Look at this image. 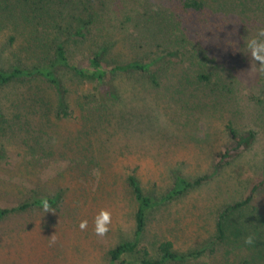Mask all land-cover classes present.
Returning <instances> with one entry per match:
<instances>
[{
  "label": "rangeland",
  "instance_id": "obj_1",
  "mask_svg": "<svg viewBox=\"0 0 264 264\" xmlns=\"http://www.w3.org/2000/svg\"><path fill=\"white\" fill-rule=\"evenodd\" d=\"M77 1L63 0L64 27L68 17L80 13L75 8ZM141 2V6L158 12L176 9L182 32L179 37L173 33L164 40H154V36L144 31L146 28L131 21L125 25V32L103 36L113 45L109 57L120 63L147 61L166 51H178L180 57L159 63L162 85L158 90L138 74L119 75L111 83V89L120 95L115 103H124L127 109L114 108L110 112L112 122L99 119L105 112L100 108L103 97L94 112L88 110L89 117L77 112L63 122V139L77 136L83 129L82 123L88 122L94 131L88 129L94 145L91 152L66 155L58 151L33 159L25 149L6 147V156L0 159V208L13 209L26 203L30 192L61 194L63 200L52 208L54 212L44 213L34 207L0 222V264H109L111 250L121 243L135 241L137 203L127 182L133 174L145 194L160 204L177 177L196 181L209 176L185 199L163 203L149 214L146 232L138 246L141 256L147 254L149 259H157L158 248L171 243L173 251L178 253L206 251L202 259L178 264H264V257L260 258L264 246V187L249 208L232 217L238 220L247 217L245 224L238 227L241 235L232 227L227 238L219 241L216 231L220 215L242 202L253 181L264 174V76L248 73L251 65L245 46L247 39L264 27V14L250 19L241 15V7L233 15L216 14L210 9L187 14L177 0ZM112 17L116 24L119 16ZM25 34L24 28L0 33L3 59L14 64H24L27 59L36 62L37 56L29 55L31 60L22 54ZM69 44L75 63L89 55L92 45L76 40H70ZM195 52L198 60L207 62L209 68L219 67L227 79L235 80L236 105L222 118L192 114L165 95L166 71H195L192 67ZM59 76L63 82L71 78L67 71H60ZM100 122L125 123L128 129L122 137H116L112 126H102ZM228 125L241 135L253 131L257 140L241 156L220 167L217 154L224 147L236 148L229 138ZM85 141L88 143L86 136ZM102 208L112 212V224L108 234L100 238L93 229L94 217ZM82 220L88 221L84 231L79 228ZM250 234L260 244L258 249L244 243ZM53 235L56 243L50 246Z\"/></svg>",
  "mask_w": 264,
  "mask_h": 264
},
{
  "label": "trees",
  "instance_id": "obj_2",
  "mask_svg": "<svg viewBox=\"0 0 264 264\" xmlns=\"http://www.w3.org/2000/svg\"><path fill=\"white\" fill-rule=\"evenodd\" d=\"M177 1L183 12L187 14L205 13L206 9H210L216 14L233 15L240 7L243 10L241 15L248 16L250 19L258 14H264V0ZM142 3L141 0H78L75 8L80 9V13L68 17L67 26L64 27L61 19L66 14L63 0H0V33H12L24 28L26 45L22 46V54L27 58H30L29 55L37 56L35 63H30L27 59L24 64H14L3 59L0 49V159L6 156L7 146L25 149L27 154L33 155V159L42 158L48 153L54 155L58 151L66 155L81 153L84 150L89 153L94 145L90 141L88 129L93 131V128L84 121L83 129L77 136L71 135L63 139L64 121L77 112L84 117H89L86 114L94 112L93 109L103 97L100 108L105 109V112L99 119L112 122L110 112L114 108L127 109L124 103L121 105L115 103L120 95L116 90L111 89V83L121 77L119 75L129 77L138 74L150 82L156 90L161 88L160 69L157 67L163 59L180 57L178 51H166L162 56L157 55L147 61L135 60L120 63L119 60L109 57L113 45L111 46L103 37L119 31L125 32V25L131 21L146 28L144 31L148 32L150 37L154 36V40H164L173 33L179 37L182 29L181 22L177 21L176 9L166 8V11L158 12L155 8L141 6ZM112 15L119 16L116 24ZM65 35L68 36L67 39ZM70 40L83 44L91 43L89 55L75 63ZM208 65L207 62L198 60L195 52L192 56V67L195 71L190 69L187 72L178 73L167 70L165 95L170 100L180 103L192 114L200 117L219 115L222 118L236 105L233 99L234 91H236L235 80L227 79L219 67L209 68ZM60 71H67L71 78L63 82L59 76ZM108 82L110 88L107 89ZM88 105L91 108H87ZM262 106L264 108V103ZM88 110L91 111L88 112ZM102 124L112 126L113 135L116 137H122L124 131L128 129L125 123ZM226 129L236 148L224 147L217 154L220 167L226 161L227 163L231 161L233 157L241 156L257 140V135L253 131L241 135L232 125H228ZM5 132H8L7 137H2ZM85 136L88 143L85 141ZM135 175L127 179L137 203L135 241L121 243L111 250L109 264H178L204 258L205 250L178 253L173 251L171 243H164L158 248V258L149 259L147 254L143 256L139 254L138 246L146 232L148 216L151 212L163 203L185 199L189 192L202 186L209 176L196 181L177 177L173 187L162 198V204H160V201H155L145 194ZM263 187L264 174H261L253 181L243 201L228 207L220 215L216 223L217 240L224 241L228 230L232 227L238 235H241L238 227L245 224L247 217L241 216L240 220L232 219V217L238 212H244L245 208H249L257 192ZM28 197L26 203L13 209L0 208V222L15 213L27 212L34 207L42 209V198L46 197L52 208L63 200L61 194L50 196L36 193L34 195L30 192ZM226 216L229 217L225 220ZM230 221L233 223L232 226ZM259 246L257 241L253 244L254 249H258ZM260 251L262 254L260 258H263L264 246Z\"/></svg>",
  "mask_w": 264,
  "mask_h": 264
},
{
  "label": "clouds",
  "instance_id": "obj_3",
  "mask_svg": "<svg viewBox=\"0 0 264 264\" xmlns=\"http://www.w3.org/2000/svg\"><path fill=\"white\" fill-rule=\"evenodd\" d=\"M245 46L250 58V70L248 73L254 77L264 76V27H259L255 36L247 39ZM41 208L44 213L54 212L48 199H41ZM112 224V212L108 209H101L94 217V229L95 236L103 238L110 231ZM88 221L82 220L79 224L81 231L87 229ZM56 243L55 235L51 236L50 246ZM244 243L247 245H253L256 243V237L254 234H250L244 238Z\"/></svg>",
  "mask_w": 264,
  "mask_h": 264
}]
</instances>
